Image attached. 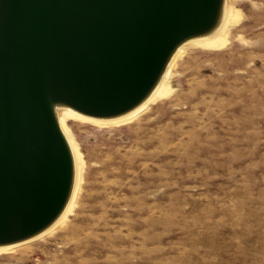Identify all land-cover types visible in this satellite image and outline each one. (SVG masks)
Wrapping results in <instances>:
<instances>
[{
	"label": "rangeland",
	"instance_id": "1",
	"mask_svg": "<svg viewBox=\"0 0 264 264\" xmlns=\"http://www.w3.org/2000/svg\"><path fill=\"white\" fill-rule=\"evenodd\" d=\"M188 47L170 94L102 126L68 120L80 154L69 217L0 264H264V0Z\"/></svg>",
	"mask_w": 264,
	"mask_h": 264
},
{
	"label": "water",
	"instance_id": "2",
	"mask_svg": "<svg viewBox=\"0 0 264 264\" xmlns=\"http://www.w3.org/2000/svg\"><path fill=\"white\" fill-rule=\"evenodd\" d=\"M224 0H0V247L65 208L74 161L54 107L120 117L175 50L217 25Z\"/></svg>",
	"mask_w": 264,
	"mask_h": 264
},
{
	"label": "bare ground",
	"instance_id": "3",
	"mask_svg": "<svg viewBox=\"0 0 264 264\" xmlns=\"http://www.w3.org/2000/svg\"><path fill=\"white\" fill-rule=\"evenodd\" d=\"M231 1V0H229ZM236 22V12L235 8L232 6V4L228 3V0H224L220 17L218 20V23L216 27L209 33L192 38L189 40L184 41L174 52L172 55L164 73L162 74L161 78L159 79L158 83L152 90V92L149 94V96L135 109L132 111L112 119H94L90 118L88 116L82 115L75 110L62 106V105H56L54 107V112L58 121V124L60 126V129L62 133L64 134L68 145L70 147L73 161H74V181H73V187L72 192L70 195V198L61 212V214L58 216V218L44 231L39 233L37 236L33 237L32 239H29L27 241L17 243L14 245L9 246H1L0 252L8 251L14 248H17L19 246H22L24 244H27L29 242H33L36 240H39L43 238L44 236L48 235L50 232H52L54 229H56L60 224H62L71 214L74 202L76 200V196L78 193L79 185H80V174H81V161H80V154L78 151V147L72 137L70 136V133L68 132L66 122L68 120H79V121H85L96 125H102V126H109V125H115L122 123L124 121H127L142 111H144L146 108H148L151 104H153L155 101L163 99L167 97L170 94V88H169V78L171 76V72L174 68V65L176 64L177 60L180 58L182 53L190 46H199L204 49H213L217 46L222 44L224 34L228 27Z\"/></svg>",
	"mask_w": 264,
	"mask_h": 264
}]
</instances>
